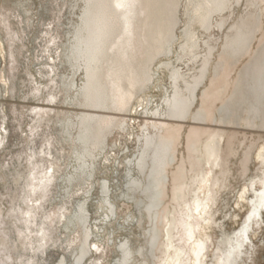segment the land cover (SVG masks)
<instances>
[{
    "label": "rangeland",
    "instance_id": "374dc122",
    "mask_svg": "<svg viewBox=\"0 0 264 264\" xmlns=\"http://www.w3.org/2000/svg\"><path fill=\"white\" fill-rule=\"evenodd\" d=\"M86 4L0 0V264H118L124 242L131 251L127 264H264V126L251 121L248 99L236 97L242 68L264 43V0L257 6L259 29L250 51L217 73L226 35L250 9L249 0H232L222 28L214 23L205 32L196 26L215 48L184 119L154 112L172 91L167 64L183 72L193 66L177 60L188 0H179L172 49L157 56L149 82L132 88L122 109L81 105L85 73L73 66L70 50ZM199 111L204 120L194 118ZM82 113L124 122L81 167ZM155 122H163V131L175 138L158 238L149 252L151 225L127 194V184L138 175L139 138ZM206 145L216 149L210 160L204 157ZM85 228L89 252L78 262Z\"/></svg>",
    "mask_w": 264,
    "mask_h": 264
},
{
    "label": "bare ground",
    "instance_id": "6f19581e",
    "mask_svg": "<svg viewBox=\"0 0 264 264\" xmlns=\"http://www.w3.org/2000/svg\"><path fill=\"white\" fill-rule=\"evenodd\" d=\"M86 1L82 22L74 33L70 50L73 66L85 73L81 105L89 108H125L132 94L131 89L145 87L149 82L150 68L157 56L167 55L172 49L171 44L176 39L174 30L179 23V0ZM259 1L249 0L250 9L227 33L219 55L220 61L214 67L215 73L225 65L230 67L237 63L250 51L259 29ZM231 5L232 0H188V20L183 30L185 40L179 47L177 60H188L193 66L189 68L191 72H183L175 64L168 62L172 91L166 93L164 105L154 112L155 115L163 114L176 119H184L189 115L196 90L205 78L215 48L210 36L207 40L199 37L196 26L199 25L205 32H209L214 23L222 28L227 22L223 13L231 9ZM237 83L236 97L245 96L248 99L247 110L251 121L258 120L264 126V43L242 68ZM228 111L229 109L226 110ZM205 117L201 111L194 116L199 120H204ZM123 122L114 116L95 113L79 115L78 138L82 142V148L78 156L81 167L86 166L87 161L101 150L105 137L112 128ZM163 126V122H155L151 125L153 131L145 127L139 138L142 141L141 148L134 159L138 175L130 176L127 184V194L133 195L137 200L143 216L151 225L146 233L149 252L157 242L159 232L156 222L161 219L160 207L167 180L166 167L174 157L175 137L172 133L163 131ZM206 148L204 157L210 160L216 155V149L213 146ZM202 175L204 183L207 173L203 171ZM181 193L182 191H175L177 196ZM79 210V216L84 220L83 207L80 206ZM168 233L171 236L172 227L168 229ZM89 236V231L85 228L83 244L76 257L78 262L89 252ZM121 250L122 257L118 264H127L131 255L127 242L121 244ZM201 250V244H198L194 251L197 257Z\"/></svg>",
    "mask_w": 264,
    "mask_h": 264
}]
</instances>
